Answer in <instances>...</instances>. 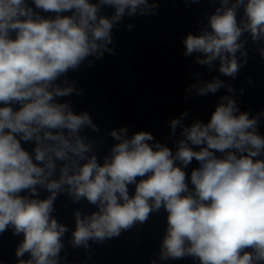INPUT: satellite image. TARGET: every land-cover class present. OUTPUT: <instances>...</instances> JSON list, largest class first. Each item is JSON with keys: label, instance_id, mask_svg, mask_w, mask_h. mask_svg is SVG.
Returning <instances> with one entry per match:
<instances>
[{"label": "clouds", "instance_id": "1", "mask_svg": "<svg viewBox=\"0 0 264 264\" xmlns=\"http://www.w3.org/2000/svg\"><path fill=\"white\" fill-rule=\"evenodd\" d=\"M33 3L57 13L56 18L40 17L26 0H0V233L9 226L14 234L23 233L16 256L29 253L31 258L20 264H58L67 228L51 213L57 194L65 190L74 201L86 198L98 208L91 215L75 213L74 247L118 237L164 208L168 215L162 259L191 255L200 264L264 262V160L254 159L264 152V138L256 132L257 119L236 115L235 102L223 97L227 104H219L207 124L197 121L184 129L186 139L179 141L175 155L166 146L147 143L153 139L148 132L121 139V129L111 133L121 141L111 149V158L98 164L95 155H86L92 146L79 135L85 126L98 129L86 112L75 114L67 103L56 102L74 92L56 82L88 56L111 51L107 44L112 42L114 23L126 10L134 15L144 6L145 14L147 0ZM221 3L209 19L211 31L187 36L185 55L202 53L205 59L199 63L208 65L219 58L220 71L234 76L240 66L235 53L243 47L238 42L242 33L250 32L254 41L264 38V0H247L242 27L236 7L244 0L232 7H227V0ZM102 5L114 7V15L98 16ZM66 11L72 14L59 15ZM221 86L216 79L197 92L214 93ZM178 123L171 122L173 130ZM21 140L34 141V159ZM193 159L200 166L191 172L190 192L183 167ZM81 160L87 162L81 165ZM56 161L64 164L53 179ZM137 177H142L138 183ZM130 184L136 185L134 196H129ZM37 186L50 195L43 200L20 195H36Z\"/></svg>", "mask_w": 264, "mask_h": 264}]
</instances>
